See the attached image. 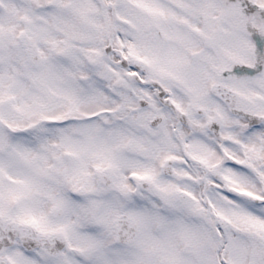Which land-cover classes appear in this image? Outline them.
Returning <instances> with one entry per match:
<instances>
[{"label": "snow or ice", "instance_id": "obj_1", "mask_svg": "<svg viewBox=\"0 0 264 264\" xmlns=\"http://www.w3.org/2000/svg\"><path fill=\"white\" fill-rule=\"evenodd\" d=\"M0 264H264V0H0Z\"/></svg>", "mask_w": 264, "mask_h": 264}]
</instances>
